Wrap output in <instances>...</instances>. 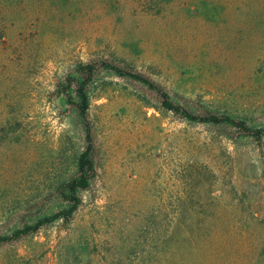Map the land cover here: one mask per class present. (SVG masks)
Masks as SVG:
<instances>
[{"label":"rangeland","instance_id":"rangeland-1","mask_svg":"<svg viewBox=\"0 0 264 264\" xmlns=\"http://www.w3.org/2000/svg\"><path fill=\"white\" fill-rule=\"evenodd\" d=\"M18 9L0 43V238L72 209L88 129L95 173L72 214L1 242L0 264H264V0ZM159 90L261 133L189 121Z\"/></svg>","mask_w":264,"mask_h":264},{"label":"trees","instance_id":"trees-1","mask_svg":"<svg viewBox=\"0 0 264 264\" xmlns=\"http://www.w3.org/2000/svg\"><path fill=\"white\" fill-rule=\"evenodd\" d=\"M225 3H229L230 5L235 3H239V0H224ZM30 2V0H0V43L4 44V47H8V41H7V36L9 35L10 32V20L13 19V17L18 14V8L23 5H27ZM103 66H106V68L115 70L118 74H126L122 70L118 69L117 67L104 63ZM86 71L85 73L91 78L93 76L95 67L94 65L90 64L84 68ZM129 76H135V78H138L140 80H143L144 83H146L150 88L155 89V86L153 83H151L147 79H143L139 75H130ZM161 92L162 96V104L166 110L174 111L176 113H180L182 116H184L187 120L197 122L200 124H213V125H230V126H240L243 130L248 132L249 135L255 136L261 133L259 130H250L245 123H237L234 121L231 117L229 116H223V115H215L211 113H207L204 116H195L188 110L184 109L181 106L174 105L171 101V98L168 93ZM78 97L80 99V110L81 114L83 116L86 115L88 109H89V98L88 95L85 92V87L82 85L78 91ZM87 141L89 143V148L88 150L82 154L80 157L79 163H78V174L79 177L73 181L71 185V193L73 194V201H74V206L70 211H66L63 213L56 214L52 217L45 218L43 221H41L38 225L34 227H29L25 230L22 231H17L12 238H7L3 237L0 238V243L4 241H11L13 238H18L20 235L27 234L28 232H31L32 230H35L38 228L40 225H43L45 223H51L56 221L57 219H60L64 215H69L72 214L77 207L80 204V199L76 197V193L78 190H86L89 185L91 180L94 177L95 173V166L93 159L91 157V136H90V131L88 129L87 132Z\"/></svg>","mask_w":264,"mask_h":264}]
</instances>
